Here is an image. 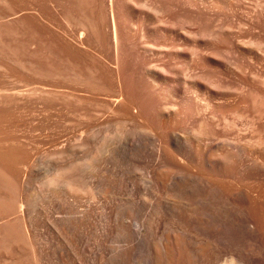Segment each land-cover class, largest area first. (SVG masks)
<instances>
[{"label":"bare ground","instance_id":"bare-ground-1","mask_svg":"<svg viewBox=\"0 0 264 264\" xmlns=\"http://www.w3.org/2000/svg\"><path fill=\"white\" fill-rule=\"evenodd\" d=\"M46 3V21L63 17L64 34L96 54L84 52L88 84L65 64L64 95L97 100L106 121L78 159L50 155L42 184L53 196L107 193L94 172L110 165L119 186L128 174L144 180V203L116 208L112 264H264V0ZM17 177L0 172V248L28 252L0 264H39L37 248L72 238L64 220L39 237L42 192Z\"/></svg>","mask_w":264,"mask_h":264},{"label":"rangeland","instance_id":"rangeland-1","mask_svg":"<svg viewBox=\"0 0 264 264\" xmlns=\"http://www.w3.org/2000/svg\"><path fill=\"white\" fill-rule=\"evenodd\" d=\"M45 3L46 0H0V172L14 177L18 174L17 178L29 182L31 192L36 188L42 192L39 199L45 214L39 221V237L46 236V221H66L72 241L58 247L51 242L41 245L37 248L42 256L39 264H112L116 208L131 200L142 205L145 182L128 174L119 186L110 165L107 171L94 172L95 180L110 188L107 193L99 191L92 196L85 191L60 192L53 196L42 184L54 164L50 155L66 153V158L78 159L82 155L79 144L90 142L96 135L94 131L106 121L97 100L77 101L64 95L73 90L67 87L65 64L69 61L72 79L88 84L95 66L84 52L96 54L86 41L64 34L63 17H59L64 21L59 27L51 26ZM33 88L40 91L33 92ZM36 160L43 163L29 170ZM118 170L114 171L119 173ZM8 192L0 188L1 197ZM20 193L22 197L27 195L26 191ZM143 213L140 209L135 215ZM2 217L0 214V224L5 221ZM8 246L0 248V260L11 257L13 252H28L22 244Z\"/></svg>","mask_w":264,"mask_h":264}]
</instances>
